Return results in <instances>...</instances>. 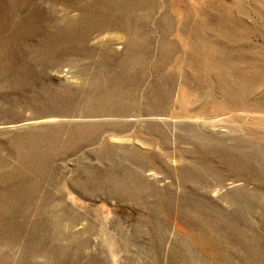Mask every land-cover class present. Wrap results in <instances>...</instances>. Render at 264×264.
<instances>
[{"label": "rangeland", "instance_id": "1", "mask_svg": "<svg viewBox=\"0 0 264 264\" xmlns=\"http://www.w3.org/2000/svg\"><path fill=\"white\" fill-rule=\"evenodd\" d=\"M223 2L0 0V174L8 168L17 173L10 174L14 178L7 183L6 210H0V264H168L171 248L184 260L198 255L209 264L207 244L221 253L225 264H264V193L237 188L220 198L204 196L200 189L211 179L202 165L234 159L246 169L264 164V132L248 123L255 115L208 111L207 93L218 86L203 85L194 103L181 108L170 104L172 113L168 107L164 112L176 121L186 116L209 120L170 127L174 144L161 124L127 122L144 118L146 110L139 102L159 90L172 99V63L163 58L179 53L180 47L174 34L167 33L168 25L182 20L191 36L201 23L218 27L230 0ZM111 26L132 28L126 30L133 41H118L122 47L117 50L115 40L121 35L117 29L109 31ZM238 34L216 41L197 32L193 45L199 52L215 51L219 59L224 49L235 53L248 48L251 39ZM257 37L252 38L255 43H264ZM261 90L247 95L256 98ZM121 104L130 106V112L116 111ZM44 116L58 123L8 128ZM192 131L217 135L225 146L200 142ZM119 133L128 137L127 145L108 143ZM14 147L43 156L36 164L17 163L10 153ZM174 158L180 162L173 174L165 162ZM147 160L158 165V179L146 178ZM198 168L207 178L195 177ZM174 225L183 234L173 231Z\"/></svg>", "mask_w": 264, "mask_h": 264}, {"label": "bare ground", "instance_id": "2", "mask_svg": "<svg viewBox=\"0 0 264 264\" xmlns=\"http://www.w3.org/2000/svg\"><path fill=\"white\" fill-rule=\"evenodd\" d=\"M214 1L219 3V4L221 2L224 3L223 2L224 0H214ZM226 7L227 8L225 9L224 13L220 17V21H221L220 26H218V27H212V26L206 27L204 24L201 23L202 29L197 27L194 30L193 36H191L192 31L190 30V27L188 29L186 26V28H187V30H186L182 26V22H181L182 20L180 21L179 19H175L174 22H172L170 25H168V28H167L168 30H166L167 33L168 34L169 33L174 34V36L176 37V40L174 43L180 47L179 53H172L171 52V53L166 54L165 57L163 58L166 61L169 59L172 63L170 65V67H171L170 70L173 73V75L171 77V85H170L171 88H173V93H172L173 96L171 97L172 99L166 100V97H165V94L163 93V91L159 90L147 102L146 101L143 103L139 102V105H141L146 110V115H144L145 117L144 118L142 117V119L136 118L137 120H130L129 119L127 122H133V123L140 122V123H142V122L148 121V122H152V123H156V124H161L162 126L165 127V129H167L165 131H167L166 134H167L168 140L170 141V143L173 142V144H174L175 140H176L175 139V133L173 130H170V127H176L180 124H183L181 122L191 123V125H197V122H199V120L202 121V123H207V121H209V120H203V119L201 120L198 117L186 116L187 119L185 118V120H183V121H176L175 119H172L171 117H169L167 114L165 115L164 114L165 110L168 107L169 113H172L171 107L174 108V105H176L177 107H178V105H180V108H181V106H184L185 104L189 105V103H192L194 100L197 99V95H196L197 91H198L197 89L199 87H202L203 85H206V86H209V88L213 87V86H218L217 90H211L210 89V91L207 93V97H208L207 99L209 100V102H210L209 104L211 106V108L208 109V111L209 110L211 111V109H212V111L214 113H220L222 115L226 114V113H238V112H247L250 114H254L255 115L254 118L256 120L254 119L255 121H253V120H251L250 122L248 121V123L250 125L254 126L255 128L261 130V132H264V87H262V86H264V82H262V81H264V43L258 44L257 42L256 43L254 42L255 39H254V41L252 40L253 37L258 38L257 36L264 38V0H230V2L228 4H226ZM217 17H219V16L217 15ZM186 18H188V17H186ZM122 20H124V19H122ZM106 26L108 27V24ZM120 27L114 28V26L113 27L111 26V27L107 28V29H109V31H110V29L112 30V28L117 29V31H118L117 33H119L121 35L120 39L115 40L117 42L114 45L117 46L116 47L117 50L121 49V47H122V46H120V45H122L121 42H118V41H120V40H122L124 42H129V40L133 41L131 39L132 37L130 38L129 34L127 33L128 31L130 32L132 28L130 30H128L127 29L128 27L125 26V27H127L126 28L128 30L127 31L124 27H122V28H120ZM197 32H203L204 34H206L207 36L209 35L211 38L215 39L216 41L219 39H221L220 41H228L230 39H235L233 37H234V35L237 36L238 33H239L238 36H241V37L243 35H246L245 36L247 38V40L245 38L246 41H248L249 39H251L252 41L250 40V43H249V46L247 49L238 50L236 52L234 51L235 53H231V52L224 53L225 52V49H224L222 52L223 56L219 57V59H216V58H214V55H216L215 51L213 52V50H212V51H201V52H199V51H197L198 49L194 48L193 44L195 42L193 43V40L197 36L196 35ZM115 35H117V34H115ZM123 38H124V40H123ZM240 39L238 42H240ZM236 40H238V39H236ZM229 43H230V41H229ZM197 44H198V42H197ZM212 44H211V47H212ZM231 45H233V44H231ZM127 46H128V44H127ZM225 46L228 47L227 44H225ZM123 52H125V51H123ZM211 62H213V65L210 64ZM198 64H200V65L204 64L205 66L204 67L202 66V68L199 66L200 68H198ZM164 66H166V65H164ZM260 88L262 89L261 90V96L258 95L259 96V97L257 96L258 98L257 97L256 98H253V97L249 98L250 95L248 96L247 95L248 93H250L252 90H255V89L260 90ZM199 92H200V90H199ZM149 96H150V94H149ZM201 102H203V101H201ZM170 104H172L171 107H169ZM116 105H117V103H116ZM118 107L119 108H116V111H118L120 113L130 112L129 111L130 106L128 107L127 105H125L124 108H122L123 106L121 104V106H118ZM186 107H188V106H186ZM111 110H110V112H111ZM187 115H190V114H187ZM243 115H245V114H243ZM140 116H143V115H140ZM251 117L252 116H250V118ZM52 118L53 117H49V116L45 117L44 116L43 118L40 117V118H33V119H24L18 123H15V122L10 123V126L8 128L15 129V128H21V127H30V126H38V125L58 123L57 120L52 119ZM247 118H248V116L244 119H247ZM148 122H147V124H148ZM187 125H189V124H187ZM210 127L214 128L215 126L212 125ZM169 131H170V134H169ZM197 132L192 131V134H193L192 137H194L196 140L198 139L200 142L202 140H206L208 143L215 145L216 148L220 147L219 145L225 146V141H223V139L220 140V139L216 138L215 136H217V135H215V136L212 134L206 135V133L205 134H203V133L198 134L199 132L198 133ZM214 132L215 131H213V133ZM219 137H220V135H219ZM108 141H109L108 143L120 145V146L121 145H127V143L129 142L128 137L126 138V136H122L120 133H119V135L118 134L112 135L108 139ZM207 142H204V145ZM129 144H131V143H129ZM198 144H200V143H198ZM201 145H203V144H201ZM25 147H14V148H12V150H10V153L14 156L13 158L16 160L17 163L23 162V163L28 164L30 162L31 163L33 162L32 164H36L38 159L42 158L43 153H41L38 150H34V152H33L34 154H33L30 149H27ZM201 147H202L201 153H204V155H206L207 152H205V150H203V146H201ZM206 147H209V146L206 145ZM206 147H205V149H206ZM208 149H210V148H208ZM221 150L223 151V149H221ZM224 150H225V148H224ZM195 151H196V149H195ZM209 152H208V155H209ZM227 152L228 151H226L225 153H227ZM231 153H234V150ZM231 153H229L228 155H230ZM31 154H32V156H31ZM198 154H199V152H198ZM215 155H214V157H215ZM191 156H192V154H191ZM201 156L203 157V155H201ZM224 158H225V156H224ZM224 158H223V160H224ZM233 158H235V157H233ZM179 162H180L179 160L174 158L169 162L166 161L165 165L167 166L169 171L174 174V171L176 169L175 165ZM147 163H148L149 169H147L146 172L147 173L150 172V173L148 175L146 174V178L151 179V180L158 179V177H157V175H158L157 174V166L158 165L156 166L155 165L156 163L153 164L152 161H148V160H147ZM190 165H192V164H190ZM205 165H208V164H205ZM193 166H195V165H193ZM195 168H197V167H195ZM201 169L203 170V172H206V175L208 177L211 178V179H206L207 181H203V185L200 186V189L202 190V194L204 196L212 195V197H219L220 196V198H221V197L225 196V192H228V190H231V189L238 190L237 188H239L242 191H246V192L253 193V194H255L257 192L264 193V190L261 189V186L264 187V164H260V165H256V166L254 165V167L252 166V168L246 169L245 165L240 161V159H234L231 162L229 161L228 163L218 161L216 163H213L212 166H208V167H204L202 165ZM185 171H187V170H185ZM193 172H191V173H193ZM203 172L200 173V169H199V173H197L196 174L197 176L195 175V177L197 178L198 175H200V176L204 175V177L207 178ZM14 173H15V175L17 174L15 169L8 168L3 173L0 174V210L1 211L6 210L5 206L7 205L6 200H8L7 198H8V191H9V185H7V183L9 184L8 181H10L12 179V177L14 178V176H10V174L14 175ZM186 173L188 174L189 170ZM7 176L10 179H8ZM189 177H191V176H189ZM116 183L117 184L120 183V180H119V182H116ZM249 186H251V187H249ZM20 191H21V189H20ZM19 194H21V193H19ZM11 195H9V196H11ZM17 195H18V193H17ZM70 195L71 194H68L67 196H70ZM12 199L14 200V198H12ZM70 199L72 200V202L75 200V198H70ZM5 203H6V205H5ZM20 203H19V205H20ZM16 205L18 206L17 203H16ZM13 206H15V205H13ZM13 206H11V207H13ZM20 208H21L20 206H19V208L16 207V209H20ZM203 216H205V215H203ZM193 217H195V216H193ZM200 217H202V216H200ZM202 218H204V217H202ZM197 221L199 222V219ZM205 221H206V219H205ZM193 223H194V221H193ZM200 226H201V224H200ZM209 226H211V225H209ZM202 227H204V223H203ZM206 227H208V226H206ZM193 228H195V227L193 226ZM172 229H173V231H176L177 234H183L182 231L180 230V228H178L176 225H174ZM214 229L216 230V228H214ZM223 229H225V228H223ZM217 231H218V229H217ZM224 231L225 230H223V233H224ZM195 232H196V230H195ZM203 232H205V231H203ZM203 232H201V233L203 234ZM215 232L216 231H213L214 235L218 234V236H219V233L216 234ZM227 232H229V231H227ZM198 233H199V231H198ZM214 235L209 236V237H211V239L213 240ZM220 235H222V232ZM202 237H203V239L207 238V237L204 238V236H202ZM186 239H188V238H186ZM217 239H218V237H217ZM206 242L207 241L205 240V243ZM162 243L163 242H161L160 246L163 245ZM211 243L213 244V242H211ZM216 243L218 244V241ZM204 244L202 243V245H204ZM208 245L209 244L206 245L207 246L206 248H208L207 249L208 252L205 253V257H207V261L209 260V264H222L223 263L222 259L221 260L219 259V256L221 253L214 250L213 248H215V247H213L212 245H210V246H212L213 248L212 247L209 248ZM214 245H216V244H214ZM201 249H202V247H201ZM226 250H224V251H226ZM202 254H201V256H202ZM229 254H230V252H229ZM203 257H204V255H203ZM186 260H184V258H181L180 255H176V251L174 250V248H171L169 258H168V264H203V263L206 264V262H204L201 259V257L198 255L196 256V258H192V259L189 258L187 261ZM225 260H227V259H225ZM225 263H223V264H225Z\"/></svg>", "mask_w": 264, "mask_h": 264}]
</instances>
